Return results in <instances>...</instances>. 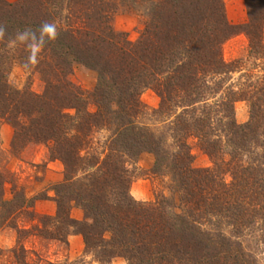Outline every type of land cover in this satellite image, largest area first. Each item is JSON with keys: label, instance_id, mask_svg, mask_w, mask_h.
<instances>
[{"label": "trees", "instance_id": "16d2710c", "mask_svg": "<svg viewBox=\"0 0 264 264\" xmlns=\"http://www.w3.org/2000/svg\"><path fill=\"white\" fill-rule=\"evenodd\" d=\"M118 2L143 8L135 41L111 25ZM244 3L247 20L231 24L222 0H0V120L14 129L12 147L47 142L64 168L56 212L40 217L44 237L79 234L99 264H264V0ZM45 23L58 35L45 37L33 65L30 45ZM239 32L247 54L226 61L222 44ZM14 63L38 74L40 93L8 81ZM74 64L96 71L88 94L68 78ZM145 88L156 108L142 103ZM237 100L248 103L242 123ZM190 140L210 165L193 164ZM142 151L169 177L171 200L131 195L127 165ZM5 181L0 170L1 207L31 205L14 183L1 200ZM72 203L81 219L70 216ZM11 253L13 264H35L21 246Z\"/></svg>", "mask_w": 264, "mask_h": 264}, {"label": "rangeland", "instance_id": "374dc122", "mask_svg": "<svg viewBox=\"0 0 264 264\" xmlns=\"http://www.w3.org/2000/svg\"><path fill=\"white\" fill-rule=\"evenodd\" d=\"M222 1L226 18L231 24H240L247 20L244 0ZM145 19L146 15L140 4L132 6L126 2H118L111 16V25L114 30L124 32L128 40L135 41L140 35ZM262 36L264 40V27ZM247 45L248 39L243 32L230 36L222 44L224 59L230 61L239 56L245 57ZM252 71L259 73L261 69L257 66ZM238 75L237 72L232 73L230 81L236 82ZM7 78L17 88L27 85L38 93L43 89V82L38 74L25 70L18 63L11 66ZM68 78L88 94L96 83V71L81 64H74ZM88 98L89 96L88 107L94 109ZM140 99L149 109L156 108L159 103V97L151 88L143 89ZM248 115V103L245 100L235 101V120L238 123L245 122ZM143 120L147 123L155 122L149 116ZM13 134V127L0 120V170L4 172L6 179L1 191V200L11 199L13 192L11 184L14 183L27 199H31V205L23 208L13 205L7 209L0 204V264H13L11 252L19 246L25 249L27 260L35 264H57L63 260L80 259L85 264H99L94 254L85 250L79 234H68L66 243L44 237V230L47 227L43 226L40 217L53 216L56 212L53 186L63 179V164L49 156L47 142L28 141L12 147ZM96 135L99 138L101 136ZM190 145L193 164L197 167L210 165L208 156L195 145L194 140H190ZM153 159L150 151H142L135 160L128 163L132 175L130 193L136 200L145 202L159 197L171 200L173 196L169 187V177L151 170ZM69 214L74 219H81L83 211L72 203ZM104 264H126V261L122 257H114Z\"/></svg>", "mask_w": 264, "mask_h": 264}, {"label": "clouds", "instance_id": "9594fccd", "mask_svg": "<svg viewBox=\"0 0 264 264\" xmlns=\"http://www.w3.org/2000/svg\"><path fill=\"white\" fill-rule=\"evenodd\" d=\"M27 35H29V33L27 32L24 33L23 35L20 36V39L21 40L25 39ZM57 35L58 33L55 24L45 23L44 25H42L40 28L41 43H33L32 45H30L32 51L28 57V61L33 65L36 64L38 62L37 54L39 52L40 47L43 45L45 37H47L48 40H55ZM33 39L35 40L34 34H33Z\"/></svg>", "mask_w": 264, "mask_h": 264}]
</instances>
